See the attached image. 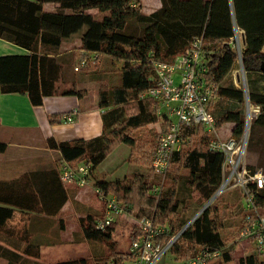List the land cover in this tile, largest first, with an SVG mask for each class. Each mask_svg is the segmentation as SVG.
Segmentation results:
<instances>
[{"label": "trees", "instance_id": "obj_1", "mask_svg": "<svg viewBox=\"0 0 264 264\" xmlns=\"http://www.w3.org/2000/svg\"><path fill=\"white\" fill-rule=\"evenodd\" d=\"M47 2L59 6L55 11H48L44 9ZM161 3L151 13H144L141 0H0V37L28 51L27 54L0 56L1 92L27 94L33 105L43 104L46 96L54 94L83 97L86 90L75 86L62 90L58 84L65 75L68 58L58 56L60 47L64 40L77 33H81L84 50L79 63L82 67L89 64V59L98 61L99 56H106L120 65L118 83L103 84L99 90V106L104 110L103 133L88 140L78 138L58 142L54 138L48 139V145L59 150L71 164L91 163V174L115 145L125 143L135 148L131 136L133 130L163 118L168 120L163 131L168 129L171 119L165 113H157V99L140 94L154 84V61H174L186 52L195 37L204 38L207 77L218 83L219 98L233 99L237 103L225 112L220 109L214 113L219 116L215 118L216 127L233 122L232 134L242 136L245 125L242 102L247 99L252 105L260 106L251 125L250 144L255 140V128L264 129V0H161ZM91 9H98L103 15L97 18L89 11ZM133 20L138 21L139 33L129 30ZM234 24L244 30L242 64L249 77L245 91L234 82L224 84L238 64L237 53L229 40L234 34ZM90 53L98 57L93 58ZM212 138L201 124L184 128L183 144L173 153L167 171L171 183L164 185L166 188L162 187L159 193L151 191L153 186L162 185L154 181L161 176L153 166L151 176L139 174L114 180L96 178L95 187L114 195L119 203H127L131 209L140 204L148 206V210L145 206L138 208L142 214L139 217H152L157 224L168 222L171 232L161 239L166 242L189 219L184 214L187 207L183 206L181 189L197 192L204 203L222 183L225 157L222 152L210 149ZM6 148L7 144L0 142V152ZM182 168L187 173L179 172ZM136 197L138 200H134ZM67 200V190L56 169L26 173L19 178L18 184L17 181H0V230L7 228L16 208L57 216ZM104 214L105 208L80 218L85 239L103 243L102 251L108 252H104L107 256L92 253L91 261L94 264H125L113 241L116 221L104 229L97 227V220ZM218 216L214 205L201 211L175 242L183 247L180 258L192 257L200 245L207 244L222 250L218 258L231 261L230 249H226V239L219 230ZM25 223L29 231L24 232L26 239L33 236L28 225L42 231L43 235H50L55 224L51 218H38L37 215H30ZM58 227L62 230L64 222L59 221ZM1 242L22 246L9 238L0 239V257H5L7 264L91 263L87 257L41 262L37 259L42 243L28 239L22 247L23 253H18ZM260 255L252 251L241 258L240 264H264Z\"/></svg>", "mask_w": 264, "mask_h": 264}, {"label": "built area", "instance_id": "obj_2", "mask_svg": "<svg viewBox=\"0 0 264 264\" xmlns=\"http://www.w3.org/2000/svg\"><path fill=\"white\" fill-rule=\"evenodd\" d=\"M232 48L237 53V63L245 72L242 64L244 47V30L234 24V34L229 38ZM203 36L195 37L185 53L176 57L172 62L155 60L154 84L141 96L149 95L159 102L158 114H167L171 119L168 129L163 131L157 141L152 158V166L156 173L164 177L169 169L171 157L180 150L183 144L184 128L201 124L213 138L209 147L224 154L223 169L227 172L219 188L207 202L220 196L230 187L241 190L245 210L239 231V240L246 248L257 253H264V168L247 166L243 156L247 147V123L260 111L259 105H249L246 111V126L242 136L231 134L227 138L219 136L216 120L212 112V104L219 97V85L208 79V67L205 63ZM79 67H75L78 70ZM240 81V79H239ZM241 82V81H240ZM78 110L61 116V122L72 123ZM177 118V121L174 118ZM244 135V136H243ZM92 165L81 161L71 164L63 159L60 164V179L64 183H75L86 187L91 175ZM162 186L155 185L152 192L159 193ZM94 193L104 202L105 214L97 220V227L106 228L108 225L125 214L124 207L114 195L100 187H95ZM205 205V207L207 206ZM198 212L179 231L172 233L166 242L162 236L171 232L169 223L157 224L152 217H138L135 230L130 233V264H156L165 253L175 244L179 236L199 215ZM222 250L210 245H200L196 253L183 259L178 264H208L217 259Z\"/></svg>", "mask_w": 264, "mask_h": 264}, {"label": "rangeland", "instance_id": "obj_3", "mask_svg": "<svg viewBox=\"0 0 264 264\" xmlns=\"http://www.w3.org/2000/svg\"><path fill=\"white\" fill-rule=\"evenodd\" d=\"M141 3L142 11L144 13H148V0H141ZM89 11H92L91 13H93L97 18H100L103 15L98 9H91ZM129 30L133 33H139V24L137 20L131 21ZM64 56L68 58H66V64L64 67L65 72H63L65 75H63L64 77H66V75L68 76L65 79H63L64 77L60 79L59 84L60 89L62 90L70 88L72 86L71 81L79 79L80 75L92 70H95V72H89L87 74L90 79L84 81L82 86L95 87V91H98V96L101 85H113L117 84L119 81L120 65L110 58L102 56L98 61L89 59V64L82 67L79 64L81 55L78 51L66 53ZM77 66L80 70L75 69ZM70 68H72V70ZM70 71H72V75H70ZM248 78V74L243 72L237 64L235 69L225 79L224 84L234 82L236 86L245 91V88L248 86ZM73 85L76 86V82H74ZM249 105L251 106L252 104L247 99L243 100L242 106L243 111L245 110V116L247 108L250 107ZM216 106H218V110L223 109V112H225L226 110L231 109L233 105L229 99H219L218 97L212 104L213 113L217 111L214 110ZM214 117L216 119L219 118V116H216L215 114ZM174 119L177 121L176 117ZM253 122L254 118L247 123V147L243 156V162L247 166L264 168V129L258 127L255 128V140L253 144H250V130ZM167 123L168 120L166 121V118H163L156 123L148 124L133 130L131 132V136L134 141L135 148L132 149L131 145L125 143L115 145L108 154L107 158L95 168L96 176L107 180H114L119 177L132 178L134 175L139 174L151 176L150 172L155 146L157 145V141L163 132V129L167 126ZM231 126V123L226 122L219 127V136L227 138L231 134V131L228 130ZM245 126L246 119L244 129ZM179 172L187 173V170L182 168L179 169ZM92 174L90 175L91 179L87 184V188H89L88 192L84 191L86 192L84 193L80 191L82 199L81 202L74 208V210L70 207L67 208L65 214L63 213L64 218L60 220L61 222H64V228L62 230L58 227V220L57 223L55 222L54 229L50 235H37L38 232H34L36 236H29L28 239L30 241L42 243L40 247L41 262L49 263L60 260L87 257L90 259V264H92V253H90L92 247L94 248L93 254L97 253L107 256L106 254L108 252L104 250V252H107L104 254L102 251L104 247L103 243L92 242L85 239L81 231L80 218L87 213L97 212L98 210L96 208L101 203L99 201V197H97L94 193L96 184H94L95 180L92 178ZM223 175L224 177L227 175V172H225L224 169ZM160 176L161 177L157 178L154 177V181H156V183H162V185L159 184V186L161 185L164 188L165 186L170 185L171 182L167 178V174L164 177H162V175ZM180 197L185 201L183 206L187 207V211L184 212V214L187 218H189L188 221L209 205H214V207L218 209L219 216L217 218V222L222 236L226 239V249H230L231 261H225L221 258H217L213 260L211 264H240L242 257L252 253V249L246 248L239 240V227L242 223L245 210L241 209L244 199L241 190L238 187H230L226 189L220 196L214 198V200L208 204L207 202L209 200L202 203V200H200L197 192L189 191L185 188L181 189ZM134 200H138V198L136 197ZM120 204L124 207L125 214L119 216L115 222L113 241L116 244L117 251L122 256L123 263L130 264L132 263L130 261L131 259L128 258L131 241L130 233L135 230L136 221L138 217L142 215L138 209L141 204L134 207L135 209H131L127 203L121 202ZM206 204L207 206L205 207ZM262 206L264 208V204ZM145 210H148V206H145ZM27 223H25V226H22L19 219H13L12 222L8 223L7 228L0 230V239L9 238V241H14L16 244L18 243L23 247L27 244L28 240L25 238L24 234V232L28 231L26 226ZM57 229L58 231H55ZM182 251L183 247L174 244L156 264H178L183 260L180 258L179 254ZM257 255L260 254L257 253ZM260 256L261 259L264 260V254ZM30 260L31 259H29V261ZM0 264H6V260L1 259L0 257Z\"/></svg>", "mask_w": 264, "mask_h": 264}, {"label": "crops", "instance_id": "obj_4", "mask_svg": "<svg viewBox=\"0 0 264 264\" xmlns=\"http://www.w3.org/2000/svg\"><path fill=\"white\" fill-rule=\"evenodd\" d=\"M161 4V0H148V13L159 8ZM58 6V3L47 2L44 4V9L55 11ZM73 51H78L80 55L84 53V50L82 49L81 33L74 34L70 38L64 40L58 56H64V54ZM27 53L28 51L23 47L0 37V56ZM90 54L93 58L98 57L94 53ZM103 57L108 58L106 56ZM70 69L72 70V68ZM89 72H95V70ZM89 72L83 73L80 75L79 79L71 81V87H73L74 82H76V89H87H83L87 91L83 97L74 94H54L46 96L43 104L33 105L27 94L3 93L0 91V142L7 144L5 151L0 152V181H17L18 184L19 178L22 179L26 173H33L35 171L46 172L56 169L58 174H60V164L64 158L59 150L51 148L48 145L49 138H54L58 142L73 141L78 138L88 140L103 133L104 110L99 106L98 91H95V87L82 86L84 81L90 79L87 75ZM70 75H72V71H70ZM67 76L68 75L63 79L67 78ZM263 83L264 82H262V84ZM229 100L232 102L233 106L237 104L236 102H233V99ZM74 109L78 110L75 116V121L72 123L61 122V116ZM214 110H218V106H216ZM52 117H55L54 121H52ZM229 123H231L232 126L228 130L231 131L234 123ZM92 178L94 180L100 178L96 176L95 170L92 174ZM63 185L67 190L68 200L62 207L59 215L46 216L31 211L24 212L16 208L13 218L9 223L17 218L21 221L22 226H24L26 219H28L30 215H37L38 218H51L54 223H57L58 220H62L67 208L71 207V209L74 210V208L81 202L80 191L88 192L89 190L87 186L79 187L75 183L63 182ZM99 201L101 203L96 209L102 210L105 208V205L100 198ZM28 226L30 227V233L33 235L36 236L34 232H38L37 235H43L42 231L36 230L33 226ZM1 243L3 246L8 247L13 251L23 253L22 247H15L14 245H9L5 242ZM93 249L94 248L92 247L90 253H93ZM1 259L6 260V264L8 263V260L5 257L1 256ZM37 260L41 261L40 258Z\"/></svg>", "mask_w": 264, "mask_h": 264}, {"label": "water", "instance_id": "obj_5", "mask_svg": "<svg viewBox=\"0 0 264 264\" xmlns=\"http://www.w3.org/2000/svg\"><path fill=\"white\" fill-rule=\"evenodd\" d=\"M199 213H201V212H199Z\"/></svg>", "mask_w": 264, "mask_h": 264}]
</instances>
